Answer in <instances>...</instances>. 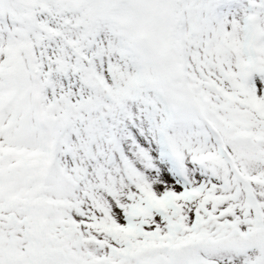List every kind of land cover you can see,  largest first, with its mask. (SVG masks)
I'll return each mask as SVG.
<instances>
[{
    "label": "snow or ice",
    "instance_id": "6c2138e0",
    "mask_svg": "<svg viewBox=\"0 0 264 264\" xmlns=\"http://www.w3.org/2000/svg\"><path fill=\"white\" fill-rule=\"evenodd\" d=\"M0 264H264V0H0Z\"/></svg>",
    "mask_w": 264,
    "mask_h": 264
}]
</instances>
